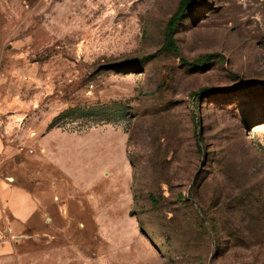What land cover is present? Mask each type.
I'll return each instance as SVG.
<instances>
[{
  "label": "rangeland",
  "instance_id": "374dc122",
  "mask_svg": "<svg viewBox=\"0 0 264 264\" xmlns=\"http://www.w3.org/2000/svg\"><path fill=\"white\" fill-rule=\"evenodd\" d=\"M182 1L0 0V264H264V0Z\"/></svg>",
  "mask_w": 264,
  "mask_h": 264
},
{
  "label": "crops",
  "instance_id": "0c3cea01",
  "mask_svg": "<svg viewBox=\"0 0 264 264\" xmlns=\"http://www.w3.org/2000/svg\"><path fill=\"white\" fill-rule=\"evenodd\" d=\"M3 144L0 140V150ZM38 198L28 189L0 175V256L9 253L4 237L31 223L41 212Z\"/></svg>",
  "mask_w": 264,
  "mask_h": 264
},
{
  "label": "trees",
  "instance_id": "16d2710c",
  "mask_svg": "<svg viewBox=\"0 0 264 264\" xmlns=\"http://www.w3.org/2000/svg\"><path fill=\"white\" fill-rule=\"evenodd\" d=\"M186 1L187 0H183L181 2L180 6H179V9L177 10V12L173 16V18L169 21V23H168V29H167L169 33L171 31H173V29L175 28V21H176V19L181 18L186 13ZM196 94H198V92L193 93L194 96Z\"/></svg>",
  "mask_w": 264,
  "mask_h": 264
}]
</instances>
